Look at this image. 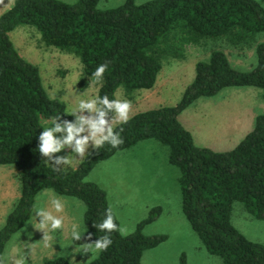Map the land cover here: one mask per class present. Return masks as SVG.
<instances>
[{
  "label": "trees",
  "instance_id": "obj_1",
  "mask_svg": "<svg viewBox=\"0 0 264 264\" xmlns=\"http://www.w3.org/2000/svg\"><path fill=\"white\" fill-rule=\"evenodd\" d=\"M98 0H16L0 13V165L16 170L18 196L0 227V254L17 230L30 219L35 196L44 189L79 200L84 205L83 235L73 245L105 235L94 227L109 208L105 192L85 179L93 166L116 151L153 139L166 147L167 162L177 169L180 210L205 250L221 264H264V244L239 233L230 221L237 201L255 219H264V112L253 118L252 128L229 150L214 151L194 144L178 114L199 97H210L225 87H257L264 100V7L256 0H147L99 9ZM32 26L46 46L72 53L82 74L94 80L96 67L109 61L100 96L116 99L122 88L150 89L168 59L183 58V46L219 40L232 48H253L254 65L234 67L219 48L194 62V75L179 100L135 112L123 125L124 143L104 147L85 156L72 169L54 172L38 151L44 120L61 114L72 121L63 101L47 95L37 66L25 60L9 38L15 26ZM120 126L116 130L119 131ZM86 206V207H85ZM160 207H152L127 235L111 234L112 244L84 264H141L144 250L162 242L165 234L145 235L142 227L153 221ZM115 222L118 224L115 217ZM42 264H72L64 256L45 258ZM178 264H185L183 255Z\"/></svg>",
  "mask_w": 264,
  "mask_h": 264
},
{
  "label": "rangeland",
  "instance_id": "obj_2",
  "mask_svg": "<svg viewBox=\"0 0 264 264\" xmlns=\"http://www.w3.org/2000/svg\"><path fill=\"white\" fill-rule=\"evenodd\" d=\"M63 1L72 3L76 0ZM123 1L98 0L96 7L107 9ZM144 1L147 0H133L136 4ZM256 1L264 7V0ZM2 11L4 9L0 8V13ZM8 35L18 53L37 66L47 95L63 101L68 113L75 110L81 100L95 98L98 84L82 74L81 64L75 55L44 45L38 32L26 24L15 26ZM257 38L264 41V33H259ZM212 48L221 49L230 63L240 70L249 69L255 63L251 47L236 49L223 41L211 39L202 45L187 44L183 46L182 60L168 59L161 66L156 76H159L156 93L140 89L133 91L132 98L129 99L124 95L122 88H118L116 99L130 100L133 113L152 107L173 105L179 100L185 85L193 78L194 62L206 58ZM190 111L198 113L197 118L189 119L193 124L191 131L197 144L213 146L214 151H225L240 139L239 135L230 133L226 121L230 120L229 117L238 115L237 112H240V116H236L237 119L243 118L244 112L263 113L262 90L250 86L225 87L213 96L195 99L183 113ZM43 122L45 127H51L54 123L53 120ZM228 134L233 136L227 139ZM70 151L63 149L54 155L64 156ZM177 174V169L167 162L166 147L153 139H146L97 162L85 179L104 190L107 204L112 209L118 225L126 227L128 233L146 217L152 207H160L156 218L145 224L141 231L145 235L165 234L166 238L155 247L143 251L141 264H178L180 255H183L185 264H221L218 256L205 250L180 210ZM49 191L51 190L45 189L35 196L33 209L39 204L51 210L52 196L44 197L51 193ZM17 196L15 168L0 167V227ZM61 199L64 203L63 213L57 214L53 211V214L63 217L64 227L48 231L47 236H50L51 240L37 229L39 218L37 217L36 221L32 210L27 223L12 234L4 246L3 254L6 251L12 253L13 249L18 248L25 254V264H42L43 259L57 255L66 257L72 264H84L94 258L96 254L79 252L81 245H73L70 241L74 225H79L81 233L84 230L83 203L71 197ZM230 221L245 238L264 244V219L253 218L237 201L232 203Z\"/></svg>",
  "mask_w": 264,
  "mask_h": 264
},
{
  "label": "clouds",
  "instance_id": "obj_3",
  "mask_svg": "<svg viewBox=\"0 0 264 264\" xmlns=\"http://www.w3.org/2000/svg\"><path fill=\"white\" fill-rule=\"evenodd\" d=\"M16 0H0V8L11 10L15 7ZM109 61L98 65L92 73L95 84H102L104 75L109 67ZM87 113V114H85ZM67 115H72V121L62 120L61 114L54 118L51 127L42 129L38 137V151L51 166L54 172H60L64 168L74 167L83 162L85 156H91L94 152L104 147L105 144L111 148H118L124 143L121 136L123 125L133 118V104L127 99H109L107 95L100 96L98 93L95 98L81 100L78 107ZM120 126L119 131L116 130ZM59 134V135H57ZM63 149L71 151L64 156L54 155ZM71 154V155H70ZM86 207V206H85ZM50 209L41 207L39 204L34 206V217L37 221V229L41 230L48 240V231L60 230L64 227L63 217L53 214L63 213L64 203L57 196L50 198ZM94 227L104 232L105 235L91 240V234L86 237L91 242L83 243L79 252L99 254L105 252L112 244L111 234L119 232L127 235L128 229L115 222V216L111 208L106 209L105 217L101 223L94 224ZM84 233V232H83ZM79 225H74L71 233L74 241H81L82 235ZM0 264H25V254L18 248L13 249L12 253L5 252L0 254Z\"/></svg>",
  "mask_w": 264,
  "mask_h": 264
},
{
  "label": "crops",
  "instance_id": "obj_4",
  "mask_svg": "<svg viewBox=\"0 0 264 264\" xmlns=\"http://www.w3.org/2000/svg\"><path fill=\"white\" fill-rule=\"evenodd\" d=\"M159 80V76L155 79V82L153 84V86L150 88V89H145V90H149L151 92H157L156 90H158V86L156 87V83L157 81ZM192 104V103H191ZM189 106V105H188ZM187 106V107H188ZM186 107V108H187ZM153 108V107H152ZM185 108V109H186ZM183 109L177 116L179 122L181 123V125L187 129L191 136H192V139H193V142L194 144L198 145L196 140H195V137H194V134L192 133L191 129H192V122L189 121V119H193V118H197L198 117V113L197 114H194L192 111L188 112V113H183L184 110ZM139 111H142V110H139ZM138 112V111H137ZM231 113V112H230ZM238 115H234V116H231L229 117L228 121H226L227 123V129L230 131V133H234L236 134L237 136L239 135L240 138H242L251 128H252V124H253V118L256 114H251V113H248V112H244L243 113V118H238L236 116H240V112H237ZM225 134V133H224ZM199 136V135H198ZM226 136V135H225ZM233 135L231 134H228V136L226 137L227 139H230ZM239 141V140H238ZM199 142H202V141H199ZM198 146H203V147H207L209 149H213L214 147H210L209 145L207 146H204V145H198ZM232 148V147H231ZM229 150V149H228ZM5 166H9V167H12V168H15L14 166L12 165H0V167H5ZM45 190V189H44ZM43 191V190H42ZM41 191V192H42ZM40 192V193H41ZM51 193H47V195H44L45 198H49L50 196H57V197H60V198H65V196L61 197L59 196V194H56L54 193L53 191H49ZM46 194V193H44ZM32 210H33V207H32Z\"/></svg>",
  "mask_w": 264,
  "mask_h": 264
}]
</instances>
